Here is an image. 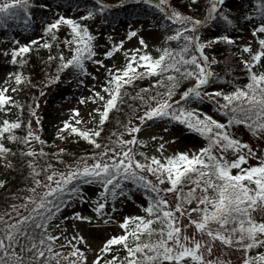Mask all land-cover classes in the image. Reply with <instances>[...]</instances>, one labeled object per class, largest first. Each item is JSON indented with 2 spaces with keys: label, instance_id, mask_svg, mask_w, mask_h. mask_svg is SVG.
Segmentation results:
<instances>
[{
  "label": "snow or ice",
  "instance_id": "1",
  "mask_svg": "<svg viewBox=\"0 0 264 264\" xmlns=\"http://www.w3.org/2000/svg\"><path fill=\"white\" fill-rule=\"evenodd\" d=\"M96 2L95 11H89L86 16L81 17L82 20L93 19L97 13L103 14L111 7L103 0ZM142 2L153 4L154 0ZM155 2L159 5L168 4V0ZM197 3L198 0H191V4ZM224 5L225 0H207L203 20L185 16L176 10L166 13V19L177 26L174 34L166 37V41H177L176 48L157 49V57L146 51L142 53L139 48L128 50L124 53L126 64L122 68L113 66L107 69L106 84L102 88V92L107 94V99L100 92H94L93 96L88 98L94 104L102 102V109L98 107L93 110L99 116L96 128L82 130L74 126L72 121L79 125L83 120L77 119L80 117L79 110L72 109L70 120L63 122L59 133L75 134L95 149L103 147V150L74 161L67 166L66 172H57L51 164L37 171L35 165L29 162L35 187L28 189L30 195L24 198L25 203L18 207L12 206L15 216L8 212L0 214V264H52L53 261L60 264L61 254L53 252V244L60 236H53L48 229L50 226L60 228L59 223L52 225V222L60 219L63 210L70 206L63 198L65 194L73 198L80 195L74 181L100 184L102 191L99 199L92 202V211L104 224L116 223L113 217H106L104 209L109 198L125 195L122 181L131 182L147 194V206L142 208L145 215L125 216L122 222L117 224L123 234L110 236L99 250L100 253H110L114 249H122L126 254L123 257L114 254L105 264H224L223 261L206 259V255H212L216 241L226 247L242 250L243 264H264V252L249 255L254 249L264 248V219L257 220L253 215L257 211L264 213V156H257L255 150L235 139L229 131L233 125H243L252 135L264 137V38L258 39L259 50L255 53L252 52L251 45L242 49V52L250 54L248 60L242 61L248 75L247 84L234 87L227 93L222 90L208 92L207 86L220 77L212 70V65L217 61L214 58L209 59L205 49L220 42L234 44L235 41L227 35L205 41L198 32L200 28L218 19L227 25L232 24L229 14L223 10ZM29 7L30 0H10L0 3V13L10 14V10L14 8H21L27 13ZM160 11L164 12L165 9L161 7ZM260 11L264 16V0H261ZM61 25H67L71 29L72 38L65 40L64 44L70 47L72 54L69 59L60 54L57 73L72 67L81 75H87L86 60L104 66L103 61L93 60L97 55L93 46L95 37L86 26L76 20L60 16L45 28V33L50 35L52 40H56L55 32L59 31ZM258 33L264 34V19L253 30V37ZM135 36L136 31L128 33V39ZM38 43L39 41L32 40L27 45L14 48L10 53L11 63L24 64V54L31 52L32 46ZM140 45L144 49L147 48L143 38H140ZM41 46L52 47L48 42ZM122 47L123 41L105 52V59L111 58ZM53 59L56 57H49L50 61ZM151 77L156 78L151 89H141L135 96L130 97L140 101L143 108V115L136 117L139 124L129 127L132 124L130 120L128 124L123 125L125 133L131 136V139H123L125 133L114 132L112 135L116 136V140L109 138L110 144L114 146H102L98 143L95 138L101 136L110 112L120 111L119 106L125 103V97L129 95L126 88L137 80ZM25 79L19 73L9 74L8 78L14 80L17 86L24 83ZM8 80L4 83H8ZM58 80L57 74L50 82L55 83ZM189 80L194 81L192 86L179 93V99H174L181 83ZM160 88L164 91H159ZM10 90L16 92L18 88L12 87ZM8 92V87L0 88V112L10 111L12 107L21 109V105L12 96L7 95ZM151 92L154 94L145 95ZM43 94L41 92V95ZM205 98L214 102L218 106L216 110L228 117L226 123H221L201 110L189 106L192 101L203 103ZM80 103L86 101L81 99ZM31 115L36 116L35 110ZM89 116L95 119L92 113H89ZM156 120H166L185 127L204 138L206 146L191 153L177 152L172 156L163 155L164 143L157 149L161 153L160 157H149L143 152H137L131 146L143 145L144 141L139 140L135 134L149 121ZM36 122L39 124L38 119ZM21 124L19 118L16 121H0V141L30 144L31 140H36L44 143L31 130L27 136L17 137L14 130L19 129ZM28 128L31 129V122ZM59 133L58 138L65 139ZM10 151L5 143L0 142V159H5ZM228 152L236 158L228 160L225 156ZM62 153L64 149L61 148L56 154L57 157ZM25 155L36 157L46 153L43 150L39 153L29 151ZM137 155L144 157V160H137ZM250 158H256L257 165L243 167L248 164ZM88 160L93 162L89 164ZM234 169L238 170L235 174ZM41 171L44 173L43 180L37 178ZM149 175L154 176L155 181L149 179ZM165 184L169 186L162 188L161 185ZM2 186L3 183L0 182V187ZM169 193L175 194L174 203H170ZM80 199L83 200L84 197L80 196ZM194 202L195 207H187ZM184 218L188 220L187 224H183ZM69 219L93 222L92 217L80 212L63 217V220ZM189 227L195 229L191 236L186 234ZM197 233L201 239L196 238ZM61 235H64L63 230ZM203 237H207V240ZM64 238L67 239L66 236ZM72 239L85 243L83 237L74 235ZM70 256L75 259L63 257L67 264H87L85 251L75 245ZM101 259L102 257L97 255L92 264H100Z\"/></svg>",
  "mask_w": 264,
  "mask_h": 264
},
{
  "label": "trees",
  "instance_id": "2",
  "mask_svg": "<svg viewBox=\"0 0 264 264\" xmlns=\"http://www.w3.org/2000/svg\"><path fill=\"white\" fill-rule=\"evenodd\" d=\"M177 2H184L185 5L190 6L194 13L202 15L206 11V0H198V3L193 5L191 0H174ZM107 5H110L108 11L103 14L97 13L93 19L84 20L90 22L97 20L99 26L103 27L107 32L109 29L115 27L116 23L121 20H132L134 18H147L154 25L158 26L164 35L166 47L176 48L177 41H166V37L174 34V29L177 27L172 24L171 21L166 19L165 11H160V6L156 3L145 4L142 0H103ZM261 0H225L223 10L229 14L232 19V24L227 25L222 20L202 27L198 32V35L202 40H212L214 38L227 35L235 41L234 44H226L220 42L212 45L208 49V54L214 56L217 63L213 64V68L217 70L220 78L227 84L224 92H231L234 87H243L248 83L247 71L242 63L244 60L250 58L249 53L242 52L243 47L250 44H246L243 39L250 34V39L258 43V39L264 38V34H257L253 37V30L258 27L264 16L260 11ZM122 5V6H121ZM97 7L96 0H30V7L26 13L21 8H14L10 10V14L0 13V36L4 37L8 41H13V32L20 31L26 35L31 33H39V43L33 45V51L24 54V64H14L23 72L24 83L20 85L21 99L17 102L21 105V109L12 107L10 111L0 112V121L8 119L9 121H16L19 118L22 121L21 127L14 130V134L17 137H25L29 130L35 135H38L44 142L41 144L36 140H31L30 144H24L13 141H0L5 143L11 151L5 159H0V164L4 168V178L0 182L3 186L0 187V214L5 212L11 213L12 206H19L25 203V197L30 195L28 189L35 187L33 182L32 169L29 168V162H32L37 171L46 168L48 164L53 165V168L57 172H66L67 166L73 164L74 161L79 160L81 157L91 156L93 153H98L103 150L95 149L93 145L83 140L79 136L68 132L61 133L65 139H59L58 135L51 133V123H48V119L53 115V108L61 105L65 100L69 98L70 88L77 80V75L80 74L77 69L69 67L62 72L57 73V68L60 64L59 56L63 53L65 40L69 39L70 34L65 31L63 26H60L59 31L55 32L56 40H52L51 36L45 33V28L57 20L56 15L60 12L70 8L71 10L84 9V12L95 11ZM205 17V15L203 16ZM27 20V23L25 21ZM55 31V30H54ZM38 41V40H37ZM48 42L52 45L51 48H44L41 45ZM37 50V51H36ZM12 50L3 51L0 50V62L11 63ZM36 52L40 53V57L36 55ZM56 57L59 62L55 67H49V57ZM19 59V58H18ZM143 70V69H141ZM255 70V69H254ZM59 75V80L55 83H51V79H54L56 75ZM99 75L94 77V83L99 81H106L107 68L102 69L98 73ZM156 78H146L135 81V83L127 87L128 96L125 97V103L121 104L120 111H113L109 114V119L103 126L101 136L95 138L102 146L110 144L111 140H116V136L112 133L119 134L123 129V125L128 122V117L131 115V109L136 105L137 100H133L130 97L135 96L141 89L151 88L155 84ZM41 92L44 94L41 95ZM98 92V91H97ZM92 97V96H91ZM107 99V98H106ZM39 105L38 107L36 105ZM98 107L102 109V102H98ZM35 110L36 116L33 117L31 112ZM95 119L90 125L85 126L83 124L73 125L82 129H94L97 126L99 116L94 113ZM37 119L39 124H37ZM228 117L225 116L223 123H226ZM31 122V129L28 128V124ZM243 129L250 132L243 125H233L229 131L232 136L237 129ZM7 135V134H5ZM64 149V153L57 157L60 149ZM43 150L46 155L31 157L25 155L29 151H35L39 153ZM60 161H63L62 163ZM93 161L88 160L91 164ZM11 165L10 167L8 165ZM250 166L248 160L247 165ZM236 169L233 170V174L236 173ZM38 179H44V173L41 171V175ZM125 192V197L134 201L141 209L147 206L148 197L145 190L138 188L136 185L129 181L122 182ZM74 185L78 189H83V181L76 182ZM119 192V190H117ZM76 197H69L67 194L63 197L68 201V204L73 202ZM114 198H109L106 203L104 212L106 217L110 204ZM108 208V209H107ZM23 212L24 210L21 209ZM27 214V213H25ZM7 218V217H6ZM257 219V218H256ZM262 220V219H257ZM257 252H264V248L254 249L249 255H255ZM102 257L100 264H105V261L111 259L112 255L118 254L123 257L126 253L120 249H114L110 253H99ZM105 256V257H104Z\"/></svg>",
  "mask_w": 264,
  "mask_h": 264
},
{
  "label": "rangeland",
  "instance_id": "3",
  "mask_svg": "<svg viewBox=\"0 0 264 264\" xmlns=\"http://www.w3.org/2000/svg\"><path fill=\"white\" fill-rule=\"evenodd\" d=\"M10 2V0H0V3ZM158 6L163 7L165 9V13H170L172 10H176L181 12L185 16H191L194 19L203 20L206 15V11L202 15H197L194 13L193 9L190 6L184 4V2H177L174 0H168L167 5H159L158 2H155ZM205 9H207V0L205 4ZM82 9L71 11L70 8L67 10L60 12L56 15L58 19L60 16H64L68 19L76 20L81 25L86 26L89 29V32L95 37L93 41L94 51L97 53L93 60L103 61L104 66H100L96 63H93L92 60L85 61V68L87 69V75H78V79L75 82L74 86L70 89V95L67 100H65L61 105L53 108V115L48 119V123H51L52 126L50 128V132L58 135L59 129L63 128V122L69 121L72 116V109H78L80 112V117L77 119L83 120V125H89L93 118L89 116V113H92L94 117L93 110L96 109L98 103H92L88 98L93 96L94 92H100L101 95H105L107 98V94L102 92V88L105 86L106 82L103 80L98 82L96 85L93 82V75L96 77L99 74V71L102 69L113 68H122L126 64V58L124 53L128 50L133 49H141V52H147L151 54L153 57H157L159 55L157 49H161L166 47L165 38L161 32V30L152 24L147 19H133L130 21L119 20L115 27L109 29L107 32L104 31L103 27L99 26L97 20H93L91 22H85L81 19V17L85 16ZM65 28V31H68L71 36V29L67 25H61ZM201 29V28H200ZM130 31H136L137 36L128 39V33ZM200 31V30H199ZM250 34L247 35L243 41L246 44H250L252 48V52L255 53L259 50V45L254 40L250 39ZM13 41H8L4 37H0V50L7 51L13 50L14 48H18L19 46L27 45L32 40L40 41L39 33H31L26 35L20 31L13 32ZM39 37V38H38ZM140 38H143L145 43L147 44V48L144 49L140 45ZM121 41H123V47L120 51L114 53L111 58L105 59L104 53L111 50L115 45H118ZM207 41V40H205ZM18 42V43H17ZM32 47V51H33ZM208 49H205V54L209 57V59H213L214 56L208 54ZM37 51V50H36ZM65 59L71 58V49L68 46L63 48V53ZM131 54V53H129ZM36 55L40 57V53L36 52ZM57 64H59L56 59L49 61V67L53 68ZM212 70L218 74L217 70L213 68ZM19 73L23 76V72L16 67L12 63L8 62H0V88L8 87L9 92L7 95L13 97V99L18 102L21 99V88L20 85L17 86L14 83V80H8L9 74ZM5 80H8V83H4ZM194 81H183L177 90V95L174 99H179V93L183 92L186 88L191 87ZM225 84L223 79L214 80L207 86L208 92H214L218 90L225 91ZM16 87L18 91L11 92V88ZM151 89V88H149ZM159 91H164L163 88L158 89ZM228 92V91H227ZM226 92V93H227ZM154 94V92L145 94ZM84 99L86 103L81 104L80 100ZM192 108H197L201 110L203 113H206L209 116H212L217 121L223 123L225 120V116L217 111V105L209 101L205 98L204 102L201 103L199 101H192L189 104ZM143 115V108L140 104V101L137 100L136 105L131 109V115L128 117V122L131 120L132 125L139 124V121L136 119L137 116ZM128 122L126 124H128ZM167 129V131H165ZM125 133V128L120 132ZM61 133H59L60 135ZM139 140H143V145H133V147L137 152H143L146 156H157L160 157L161 153L157 151L159 145L161 143L165 144V149L163 150L164 156H172L177 152H193L204 146H206V140L194 132L189 131L185 127L174 124L169 121H149L146 125L142 126V129L139 133L135 134ZM156 137L157 139L153 140L152 138ZM163 139H160V138ZM233 137L235 139L240 140L242 143L248 144L255 152L257 156H264V137H258L251 134L246 130L241 128L237 129L233 133ZM123 139L128 140L131 139V136L126 133L123 136ZM119 151V149H117ZM247 151L246 149L244 150ZM218 154V153H217ZM111 155V153H110ZM228 160H233L236 157L228 152L225 154ZM137 160H144V157L137 155ZM250 165H257L258 160L256 158L249 159ZM147 175V174H146ZM4 178V170L3 166L0 164V179ZM149 179L155 181L154 176H148ZM123 182V181H122ZM169 185H161L162 188H166ZM102 191V188L99 183L87 184L84 183L83 189L80 192L78 198H76L73 202L69 203V207L65 208L60 214V219L54 220L52 225L57 223L60 224V228H56L54 226H50L48 231L53 236H60V239L57 240L53 244V252H59L61 256L60 264H67V261L63 259L64 256H67L69 260L75 259L70 256V252L72 251L73 245L79 247L81 250L85 251L87 256V264H92V262L96 259L97 255L100 253L99 250L103 246V243L112 235L123 234L122 230L117 226L118 222H122L125 216L132 215H145L142 209L132 200L128 199L125 196H117L114 198L112 203L110 204V209L108 211V216L114 218L116 223H108L104 224L101 219H98L95 216V213L92 211L94 204L93 201L99 199V194ZM80 196H83L84 199H80ZM168 199L170 203L175 202V194L169 193ZM87 201V202H85ZM195 202L192 205L187 207H195ZM108 209V208H107ZM114 209V210H113ZM80 212L82 215L89 216L93 218L92 223L74 221V220H63L64 216H72L73 213ZM195 215V214H193ZM255 218L264 219V213L259 211L253 213ZM188 220L186 218L183 219V224H187ZM61 230H63L64 235H61ZM195 232L193 227H189L187 229V235L191 236ZM83 237L85 243H81L79 239L73 240V236ZM67 237L65 239L64 237ZM197 239H201L202 237L197 233ZM203 239L207 240V237H203ZM71 241V243H69ZM61 245H65L61 247ZM206 259L211 260H219L223 261L224 264H243L244 252L242 250H237L236 248H230L222 245L219 241H216L213 247V253L211 256L206 255ZM109 260V258H108ZM52 264H55L53 261Z\"/></svg>",
  "mask_w": 264,
  "mask_h": 264
}]
</instances>
